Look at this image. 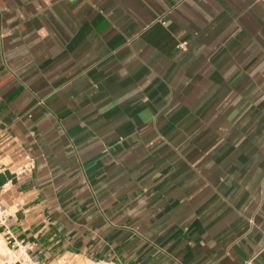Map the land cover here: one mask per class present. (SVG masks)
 <instances>
[{"label":"crops","instance_id":"crops-1","mask_svg":"<svg viewBox=\"0 0 264 264\" xmlns=\"http://www.w3.org/2000/svg\"><path fill=\"white\" fill-rule=\"evenodd\" d=\"M0 204V264H264V3L0 0Z\"/></svg>","mask_w":264,"mask_h":264},{"label":"built area","instance_id":"built-area-1","mask_svg":"<svg viewBox=\"0 0 264 264\" xmlns=\"http://www.w3.org/2000/svg\"><path fill=\"white\" fill-rule=\"evenodd\" d=\"M258 1L264 3V0ZM25 159L26 165L24 168H22V171L25 169L30 170L34 166V162L29 156H26ZM9 223V215L6 213L4 206L0 204V226L4 228V233L6 235L10 234L8 230ZM30 250L31 247L24 242H8V246L4 249V253L2 255V262L3 264H113L104 261H89L86 263H81L78 262L74 256H62L49 262L39 263L30 257Z\"/></svg>","mask_w":264,"mask_h":264},{"label":"rangeland","instance_id":"rangeland-1","mask_svg":"<svg viewBox=\"0 0 264 264\" xmlns=\"http://www.w3.org/2000/svg\"><path fill=\"white\" fill-rule=\"evenodd\" d=\"M1 252L3 253L4 251L1 250Z\"/></svg>","mask_w":264,"mask_h":264}]
</instances>
